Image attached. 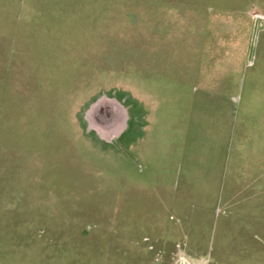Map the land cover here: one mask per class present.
<instances>
[{"label":"rangeland","instance_id":"obj_1","mask_svg":"<svg viewBox=\"0 0 264 264\" xmlns=\"http://www.w3.org/2000/svg\"><path fill=\"white\" fill-rule=\"evenodd\" d=\"M241 226L264 0H0V264H208Z\"/></svg>","mask_w":264,"mask_h":264},{"label":"crops","instance_id":"obj_2","mask_svg":"<svg viewBox=\"0 0 264 264\" xmlns=\"http://www.w3.org/2000/svg\"><path fill=\"white\" fill-rule=\"evenodd\" d=\"M229 228L227 231L241 234L222 235L220 239L216 235L207 250L210 257L208 264H264V236L258 233L262 230L246 229L245 226L239 227L240 229ZM144 247L142 251L139 247L135 250L140 249L143 257L145 256L143 263L149 264L151 254L145 245Z\"/></svg>","mask_w":264,"mask_h":264},{"label":"built area","instance_id":"obj_3","mask_svg":"<svg viewBox=\"0 0 264 264\" xmlns=\"http://www.w3.org/2000/svg\"><path fill=\"white\" fill-rule=\"evenodd\" d=\"M178 264H186V263H185V261L180 260V261H178Z\"/></svg>","mask_w":264,"mask_h":264}]
</instances>
